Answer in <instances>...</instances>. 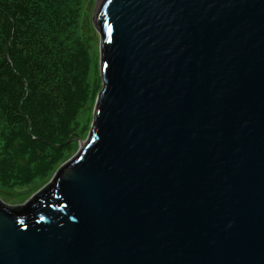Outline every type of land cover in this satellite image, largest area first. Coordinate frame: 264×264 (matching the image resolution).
<instances>
[{
    "label": "water",
    "instance_id": "95a60500",
    "mask_svg": "<svg viewBox=\"0 0 264 264\" xmlns=\"http://www.w3.org/2000/svg\"><path fill=\"white\" fill-rule=\"evenodd\" d=\"M85 141L0 264H264V0H98Z\"/></svg>",
    "mask_w": 264,
    "mask_h": 264
},
{
    "label": "trees",
    "instance_id": "16d2710c",
    "mask_svg": "<svg viewBox=\"0 0 264 264\" xmlns=\"http://www.w3.org/2000/svg\"><path fill=\"white\" fill-rule=\"evenodd\" d=\"M86 1L0 0V191L65 162L62 143L94 96Z\"/></svg>",
    "mask_w": 264,
    "mask_h": 264
},
{
    "label": "rangeland",
    "instance_id": "374dc122",
    "mask_svg": "<svg viewBox=\"0 0 264 264\" xmlns=\"http://www.w3.org/2000/svg\"><path fill=\"white\" fill-rule=\"evenodd\" d=\"M98 0H87L85 6V16L83 17V32L86 34L87 48L88 51L94 53L95 55V71H93V75L90 79L92 83V90L94 91L93 99L90 101L87 107H85L77 116L76 123L72 124L70 138L67 139L63 146L66 147L64 152V160L67 161L74 154L77 153L79 149V145L81 142L85 141L90 126L92 123V112L94 108V102L98 92L101 89V79L99 76L98 70V47H99V39L98 34L93 27L92 18L94 15V11L97 8ZM95 97V98H94ZM41 153L42 150H41ZM63 163V162H62ZM61 165V163H60ZM59 165V166H60ZM58 170V166H53L51 168V173L49 177L40 180L39 182L28 183V185L21 190L16 191H0V200L7 204L8 206H20L23 205L32 195H34L38 190L44 187L47 183L50 182L52 176Z\"/></svg>",
    "mask_w": 264,
    "mask_h": 264
}]
</instances>
